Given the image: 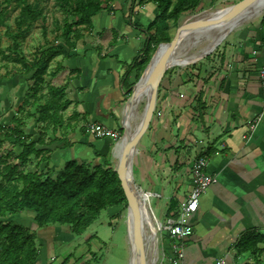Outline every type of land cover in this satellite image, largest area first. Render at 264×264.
<instances>
[{"label": "crops", "instance_id": "1", "mask_svg": "<svg viewBox=\"0 0 264 264\" xmlns=\"http://www.w3.org/2000/svg\"><path fill=\"white\" fill-rule=\"evenodd\" d=\"M112 13L96 14L74 54L60 58L53 69L57 72L62 62L58 76L67 78L66 98L78 122L77 129L50 144L62 147L56 154L62 168L71 160L104 164L115 155V137H96L86 123L104 124L112 132L127 128L123 107L132 94L129 85L136 83V70L131 69L158 9L151 2L135 16L129 17L128 8L121 16ZM207 55L164 76L167 89L159 87L150 133L144 131L134 156V180L154 199L155 219L165 223L176 216L168 212L171 201L177 202V212L193 189L192 160L206 156L207 172L217 181L186 219L193 234L184 240L183 264H264V243L257 244L258 251L239 247L246 236L264 235V98L259 78L264 17L236 29ZM169 244L163 235L159 248L168 255L161 264H171Z\"/></svg>", "mask_w": 264, "mask_h": 264}, {"label": "trees", "instance_id": "2", "mask_svg": "<svg viewBox=\"0 0 264 264\" xmlns=\"http://www.w3.org/2000/svg\"><path fill=\"white\" fill-rule=\"evenodd\" d=\"M5 7L0 9V24H6L7 6L14 0H4ZM20 8L15 20V29L8 27V32L14 38L9 53L0 49V55L11 59L21 66L24 73L33 72L34 80L28 99L35 107L39 119L46 123V127L56 132L65 122L63 112L71 104L66 98L65 86H47L48 94L43 93L42 84L49 72L50 64L58 56L70 58L77 41L83 37L79 26L92 27L93 17L102 10L113 11L110 5L116 0H60L61 7L66 13L77 18L75 23L69 19L61 25L56 22L60 32L58 39L44 44L38 58L28 60L20 53L22 38L26 36L39 21L43 13L38 3L26 0H15ZM201 0H130L128 6L129 17L139 13V7L145 2H153L158 13L147 26V40L142 53L134 61L131 70H136V81L140 79L144 69L150 62L160 43L172 40L170 20L177 22L185 11L195 9ZM105 4V6H104ZM1 6V1H0ZM111 9V10H109ZM136 26V25H135ZM62 62H58L57 71L62 69ZM135 84V83H134ZM134 84L129 85L128 93L132 92ZM41 94V95H40ZM46 98L43 103L38 100ZM31 117V114H28ZM17 126L12 128L18 134L17 142L22 147L17 156V162H0V264H36L41 250L37 243L38 233L29 226L18 223L10 217L20 214L26 209L35 212V222L38 228L50 225H70L73 232L82 234L94 223L107 207H114L127 200L117 170L109 160L104 164L77 160L68 161L55 177L26 172L25 167L32 155L48 159L49 148L43 138L26 141L20 127L24 123L17 119ZM6 131L0 126V136ZM16 134V135H17ZM102 138V137H100ZM177 210V202L171 201L168 212ZM264 243V235H249L241 239L239 247L243 251H258L257 244Z\"/></svg>", "mask_w": 264, "mask_h": 264}, {"label": "rangeland", "instance_id": "3", "mask_svg": "<svg viewBox=\"0 0 264 264\" xmlns=\"http://www.w3.org/2000/svg\"><path fill=\"white\" fill-rule=\"evenodd\" d=\"M0 1L1 9L7 5V2L4 0ZM26 1L38 3L43 10L39 21H37L33 29L28 34H26L24 38H22V43L20 46L21 54L25 55L28 60H35L38 58L39 52L44 44L53 42L57 39L59 41L61 40V37H59L61 31L57 29L58 26L56 22H59L61 25H63L64 21L69 19V22L74 24L77 18L71 13H66L62 9L60 0ZM129 1L130 0H116L111 3L110 5L112 6V10L114 12L112 13V16H115L118 13L121 16V11L125 14L130 4ZM240 1L242 0H201L195 9L185 11L177 22H174L172 19L170 20L169 32L171 37H174L178 27L182 25L185 15H197L208 10L216 11L217 9L232 6ZM147 3L151 2H145L143 6L139 7V13L145 9ZM7 10L8 13L6 23L8 25L0 24V49L6 51V53H9L8 48L13 46L14 38L8 32V27L15 29V20L19 14L20 8L17 7L16 1L14 0L7 6ZM262 17H264V14L258 16L243 26L245 27L249 24H252ZM243 26L236 27L230 33L229 31L226 32L224 34V38L226 39L229 34H231L233 31H236V29L238 30V28H243ZM78 28L84 31L85 34L88 33V27L79 26ZM214 35L215 33L212 32L206 35L205 38H202L199 44L190 50V54L193 55L202 51V49L206 47ZM225 39L217 45L220 46L223 42H225ZM217 47L209 52L207 56L213 53ZM72 54H74V51H72ZM60 58L62 57L58 56L52 60L49 72L45 76V82L42 84V91L46 95L48 94V85H60V87L65 86L66 88V85L68 84L66 83L67 78L65 77L64 73H59L58 76V71H53L57 61ZM205 58L206 54L201 60ZM187 66L191 65L188 64L183 66L176 64L168 68L164 72L159 87L166 90L168 84L167 81H164L166 78H164V76L173 74L178 70H184ZM19 69H21L19 64H16L11 59H6L0 55V126L6 127V131H4L0 136V162L18 161L17 156L20 154L22 147L16 141L18 134L12 131V128L17 126V119L24 123L20 129L24 133L23 138L26 141L37 140L40 137L43 138L47 143L59 141L62 140L64 135L68 134V132L70 133L73 127L74 129H77L76 125L78 126V122L74 123L76 117H73L74 111L73 104L71 103L70 106L63 112L65 122L60 127V129H58L56 132H52L50 127L48 129L46 127V123L39 119L36 114H34L35 107L31 104L34 99H28V94L31 92V88L34 84V80L32 78L33 72L24 73ZM45 99L46 98L41 97L38 102L43 103ZM143 106V103L140 104L137 112H141L144 108ZM28 114H31V117L28 116ZM78 120L79 118L77 121ZM92 124L94 123H86L85 128L86 126L90 127ZM147 128L148 129L145 131L146 135L150 133L148 126ZM127 130H129L128 127L124 128L123 130H119V136L116 139L117 143ZM37 146L43 148V146L39 144ZM48 148H50L49 152H51L48 154V159H42V157H36L32 155L30 162H28L25 167L26 172H37L38 174H43V176L49 175L52 177H55L58 174V172L62 169V162H57L58 158L56 154L59 152L58 149H62V147H60V145L53 144ZM110 160L113 166L117 167L118 161L114 153L110 155ZM56 164L58 165L55 166ZM148 194L150 198L151 194ZM160 200L162 205L167 203V201L163 199ZM152 201L154 202L153 198H151L150 204H152ZM110 208L111 207H107L103 209L100 217L82 234L74 233L70 225H50L46 228H38V225L34 220L35 212L31 209H26L20 214L10 217V219L18 223L25 224L37 231V243L40 246L41 254L36 264H129L130 252L127 222L128 201H124L122 204L113 207V209ZM151 211L154 213V218H156L153 207ZM155 221L158 228L160 222L157 221V219H155ZM163 221H165V219H163ZM162 236L163 235L158 231V240H154L156 243L158 242V261H160L162 256V250L159 248L160 243L162 242ZM158 261L156 264H158Z\"/></svg>", "mask_w": 264, "mask_h": 264}, {"label": "bare ground", "instance_id": "4", "mask_svg": "<svg viewBox=\"0 0 264 264\" xmlns=\"http://www.w3.org/2000/svg\"><path fill=\"white\" fill-rule=\"evenodd\" d=\"M230 8L231 6L217 9L216 11H204L197 15H185L182 24L201 18H217L219 16H222V21L205 25L201 29L192 32L190 35L186 36V39L183 41V43L176 49L174 54L170 57L166 65V70L176 64L184 66L201 60L203 57H205V54L207 52H211L215 47L218 46L217 44L222 41L226 32L229 31L230 33L236 27H241L247 24L248 22L254 20L258 16L264 14V0H253L251 3H249L246 7H244L241 11H239L233 16H229L228 14ZM212 32H214L215 35L212 39L210 38L211 40L206 45V47L202 49V51L191 55L190 50L194 46L198 45L202 38H205L206 35ZM164 48L165 46L162 45L154 55V58L152 59V62L148 67L145 77L141 83V89L143 90L136 95L135 99L131 102L130 106H128L126 103L123 107V122H125V124L127 125L129 129L128 132H133L138 127L144 116L145 107L151 92V79ZM142 103L144 104L143 110L141 112H137L140 107V104ZM125 138V135L122 136L114 149L118 164L120 162L122 152V143ZM139 142L135 145L137 152ZM137 201L138 207L140 209L137 228L139 229L144 238L147 253V264H156L159 257L157 244L158 242L156 243L154 241L156 239L155 231L158 229L156 226V221L151 211L152 209L149 208L148 200L140 191H137ZM127 218L128 243L130 252L129 264H139L138 249L136 242V228L134 227L133 219L130 215L129 209L127 212Z\"/></svg>", "mask_w": 264, "mask_h": 264}, {"label": "water", "instance_id": "5", "mask_svg": "<svg viewBox=\"0 0 264 264\" xmlns=\"http://www.w3.org/2000/svg\"><path fill=\"white\" fill-rule=\"evenodd\" d=\"M253 0H242L234 5L228 11L229 16H233L241 11L244 7H246L249 3ZM222 16L217 18H201L197 20H193L191 22L182 24L178 27L176 34L169 42L160 43L154 52L150 62L144 69L139 81L135 84L131 96L126 101L127 105L130 106L131 102L135 99L136 95L141 92L142 88V81L145 77L148 67L150 66L154 55L159 50V48L164 45L165 48L162 51L159 61L155 67L152 79H151V92L145 107L144 116L138 125V127L133 132H125V140L122 143V152L120 157V162L116 168L119 177L122 182V186L124 188L125 196L128 201V209L130 215L133 219L134 227L136 228V242H137V249H138V260L139 264H147V253H146V246L144 242L143 235L137 228L138 224V216L140 214V209L138 207L137 201V191H140L144 194V197L148 200L149 208L152 209L150 204V198L148 196V192H145L142 188H140L135 180H134V173H133V160L134 156L137 153L135 145L140 141L144 131L146 130L147 126L149 125L150 121L152 120L154 113L156 111L157 106V96L158 90L160 86V82L163 78L164 72L166 71V65L170 59V57L174 54L176 49L183 43L186 39V36L190 35L192 32H195L205 25L213 24L222 21ZM209 52L206 53V55ZM139 107V106H138ZM127 115V113H126ZM158 235V229L155 231V238L156 241Z\"/></svg>", "mask_w": 264, "mask_h": 264}, {"label": "built area", "instance_id": "6", "mask_svg": "<svg viewBox=\"0 0 264 264\" xmlns=\"http://www.w3.org/2000/svg\"><path fill=\"white\" fill-rule=\"evenodd\" d=\"M259 78L263 90L264 98V66L259 69ZM260 121V116L256 119L252 128L255 129L258 122ZM89 128V131L96 137H106L114 136L115 139L118 138L119 132H112L104 126V124L94 123ZM208 158L206 156H199L192 160L191 170L193 177V189L188 194L187 198L180 204V207L176 213V216H171L167 219L165 223L160 222L158 226V231L170 238L169 244V261L171 264H183V259L185 255V243L184 240L189 238L193 234V227L190 225L186 219L188 216L195 213L200 206V197L207 192L210 185L217 181L214 175L207 172ZM151 198V196H150ZM163 239V236H162ZM167 251H162V256L158 263H162L165 259ZM168 255V254H167Z\"/></svg>", "mask_w": 264, "mask_h": 264}]
</instances>
